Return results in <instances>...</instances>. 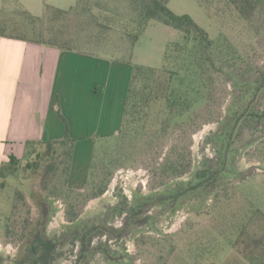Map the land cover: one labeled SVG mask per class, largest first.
Returning <instances> with one entry per match:
<instances>
[{"label":"trees","instance_id":"obj_1","mask_svg":"<svg viewBox=\"0 0 264 264\" xmlns=\"http://www.w3.org/2000/svg\"><path fill=\"white\" fill-rule=\"evenodd\" d=\"M89 1L78 0L75 7L68 10L47 6L43 17L26 11L21 14L31 17L29 22L32 26L35 20L42 24L48 12L50 24L61 22L59 18L66 16L70 21L65 27H68V22H75L83 29L94 24L86 18L91 12ZM169 1L127 0L132 13L131 20L125 25L127 41L132 46L129 56L140 33L153 20L180 30L182 37L167 45L161 67L132 66L120 128L116 134L100 138L94 146L88 178L82 189L69 185L76 139L70 136L68 122L59 109V116L65 123L64 137L30 142L23 158L10 156L1 167L0 188L5 186L8 177L18 178V173L22 172L25 175L19 177L20 186L24 179L37 177L41 182V194L46 193L47 196L38 198L41 213L37 223H34L29 217L30 207L26 204L23 191L16 190L12 210L4 223L5 237L7 241L25 242V249L20 258L16 255L12 261L9 256H0V264H55L66 244L79 246L72 264H90L89 257L96 252L106 257L107 261H121L125 257L114 255L107 242L100 241L94 245L95 238L106 236L110 240L116 234L122 235L126 227L135 223L134 217L145 211L149 201L155 204L169 202L175 206L182 196L207 197L219 186L222 187L225 177H237L240 173L234 162L230 164L236 156L235 144L242 141L245 132L253 135L264 129V109L259 103L264 94V61H259L264 56V0H210L222 4L224 10L235 16L242 29L253 35L255 46L245 52L240 51L225 35L211 38L189 15L174 13L168 7ZM198 1L203 4L208 0ZM108 12L105 14L110 18ZM96 24L103 29L110 27L102 22ZM63 26L57 27V32L50 27L51 39L45 38L41 26L37 31L39 38L35 40L60 49L78 51L73 45L77 39L69 32L65 34ZM88 37L97 36L90 32ZM121 57L116 59L122 61ZM220 77L223 85L230 88L227 91L230 101L217 131L207 138V142L214 145L215 156L204 157L191 179L182 180L190 172L191 161L188 162L186 149L182 146L181 131L196 124L199 128L198 116L212 113L211 103ZM140 148L141 154L146 156L157 152L154 171L164 178V193H158L152 199L146 196L144 199L147 201L143 199L133 204L126 196H121L112 209L115 214L124 216L123 229H108L104 224L80 221L82 208L90 199L106 191L119 162L126 156L131 157V153H137ZM170 177L180 181L168 184L165 179ZM51 197L62 198L66 203L68 223L60 233L48 236L45 230L51 217ZM219 200L216 199V202ZM23 207H26V216L22 213ZM237 215L231 218L226 213L222 214L224 224L226 221L228 226H232V231L225 235L227 240L232 241L229 245L238 248L248 264H264V209L250 203L242 207ZM125 256L129 255L126 253Z\"/></svg>","mask_w":264,"mask_h":264},{"label":"rangeland","instance_id":"obj_2","mask_svg":"<svg viewBox=\"0 0 264 264\" xmlns=\"http://www.w3.org/2000/svg\"><path fill=\"white\" fill-rule=\"evenodd\" d=\"M75 2L77 4L78 0H4L0 13L11 15L9 20L13 23L17 20L18 24L10 27V31L33 39L39 38L37 31L41 26L44 28L45 38L51 39L50 27H53V32L55 30L57 32L59 30L57 27L64 24L61 28L66 29L65 34L69 32L77 39L73 45L78 51L107 59L115 58V60L122 56L121 62H125L130 68L134 64L161 67L164 64L167 45L182 37L180 30L153 20L140 33L129 56L132 46L127 41L125 25L128 20H131L132 13L127 0H90L91 12L86 18L94 24L85 26L83 29L75 22H68V27H65L66 22L70 21L66 16L59 18L61 22L56 21L50 24L48 12L42 24L35 20L34 28L29 22L31 17L21 14L28 10L32 14L42 16L47 6L67 9ZM168 7L178 15H189L213 39L225 35L242 52L253 49L255 46L253 35L242 29L235 16L224 10L223 5L216 1L208 0L202 4L198 0H170ZM9 9L15 11L9 13L7 12ZM106 11H109L110 18H107ZM119 21L122 22L121 25L118 24ZM97 22L105 23L110 27L100 28ZM90 32L98 38L90 39L88 37ZM62 34L67 37L63 32ZM259 61L262 63L264 56ZM218 84L211 103L212 113L198 116L201 124L199 128L196 124L181 131V143L186 149L188 162L191 161L190 172L185 174L182 180L191 179L193 171L200 166L204 157L215 156L214 145L208 143L207 138L212 137L217 131L226 115V107L230 101L227 95L230 88L223 85L221 77ZM259 103L264 109V94L260 97ZM100 138L102 137L83 138L81 142L84 144L92 142L96 145ZM241 140L235 144L236 156L230 162V164L234 162L240 171L237 177H225L222 187L219 186L217 191L207 197L182 196L175 206L169 202L155 204L149 201L150 203L144 208L145 211L134 217L135 223L126 227L122 235L116 234L110 240H107L109 237L106 236L96 237L94 240V245L100 241L107 242L114 255H123L125 258L116 262L107 261L106 257L96 252L90 255V264H248L238 248L229 245L232 241L227 240L225 235L232 231V226H228L226 221L224 224L222 214L226 213L236 218L239 210L250 203L264 209V129L253 135L245 132ZM166 150L167 148L164 152ZM141 151L142 148L138 149L137 153H131V157L126 156V159L119 162L106 191L90 199L82 208L80 221L104 224L108 229L111 227L123 229L124 216L115 214L112 209L121 196H126L133 204L146 200L144 199L146 196L152 199V196L164 193L166 189L162 186L164 178L158 171H154L153 163L156 160L154 156L157 152L155 155L146 156L141 154ZM89 154L90 151L87 156ZM112 160L115 161V157H112ZM90 162L88 165L83 161L78 162V168L74 170L76 179H73L74 184L78 186L86 184ZM18 175V178L8 177L5 180V186L0 188V256H9L8 259L11 261L16 255L17 258L21 257L26 244L7 241L5 237L4 223L12 210L16 190L19 188L23 191L26 204L30 207L29 217L34 223L41 213L38 198L42 195L47 196L46 193L41 194L39 178H26L20 186L19 177L25 174L20 172ZM171 179V177L165 179L166 183L173 184L180 181ZM218 198L220 200L216 202ZM49 201L51 217L45 233L53 236L60 233L68 223L67 205L62 198L51 197ZM25 209L26 207L22 209L24 216H26ZM78 248V244L74 247L66 244L55 264H72L76 259ZM126 253L129 256H125Z\"/></svg>","mask_w":264,"mask_h":264},{"label":"crops","instance_id":"obj_3","mask_svg":"<svg viewBox=\"0 0 264 264\" xmlns=\"http://www.w3.org/2000/svg\"><path fill=\"white\" fill-rule=\"evenodd\" d=\"M3 2L0 0V11ZM25 11L43 17L46 8L42 16ZM1 14L0 169L10 156L23 158L30 142L63 138L65 123L60 111L68 122L70 136L76 139L69 184L82 188L85 184L73 182L74 170L78 162L88 165L95 144H84L81 139L118 132L132 68L115 58L39 43L10 31L17 20L13 23L11 15Z\"/></svg>","mask_w":264,"mask_h":264}]
</instances>
